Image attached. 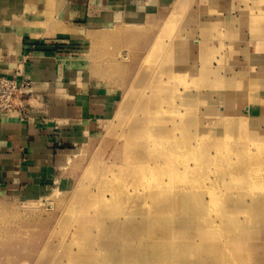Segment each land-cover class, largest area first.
<instances>
[{
	"label": "rangeland",
	"instance_id": "obj_1",
	"mask_svg": "<svg viewBox=\"0 0 264 264\" xmlns=\"http://www.w3.org/2000/svg\"><path fill=\"white\" fill-rule=\"evenodd\" d=\"M154 41L51 187L0 195V264H264V125L172 75Z\"/></svg>",
	"mask_w": 264,
	"mask_h": 264
},
{
	"label": "crops",
	"instance_id": "obj_2",
	"mask_svg": "<svg viewBox=\"0 0 264 264\" xmlns=\"http://www.w3.org/2000/svg\"><path fill=\"white\" fill-rule=\"evenodd\" d=\"M154 39L172 75L264 125V0H0V76L28 83L0 113L1 196H40L106 131Z\"/></svg>",
	"mask_w": 264,
	"mask_h": 264
},
{
	"label": "built area",
	"instance_id": "obj_3",
	"mask_svg": "<svg viewBox=\"0 0 264 264\" xmlns=\"http://www.w3.org/2000/svg\"><path fill=\"white\" fill-rule=\"evenodd\" d=\"M28 83L18 81L15 77L0 76V113L22 110L24 88Z\"/></svg>",
	"mask_w": 264,
	"mask_h": 264
},
{
	"label": "bare ground",
	"instance_id": "obj_4",
	"mask_svg": "<svg viewBox=\"0 0 264 264\" xmlns=\"http://www.w3.org/2000/svg\"><path fill=\"white\" fill-rule=\"evenodd\" d=\"M146 226V225H145ZM153 227V226H152ZM146 228V227H145ZM150 229V228H149ZM139 232H141L140 230H139ZM140 234V233H139ZM229 238V237H228ZM166 239V238H165ZM244 239V238H243ZM233 240H234V238H233ZM149 242V241H148ZM154 242H156V241H154ZM154 242H152V243H154ZM236 242V241H235ZM150 243V242H149ZM146 245V244H145ZM233 252V251H232ZM236 254V253H235ZM238 254V253H237ZM239 255V254H238ZM233 256V255H232ZM245 257V256H244ZM172 259V258H171ZM244 261V260H243ZM232 263V262H231ZM234 264V263H233Z\"/></svg>",
	"mask_w": 264,
	"mask_h": 264
}]
</instances>
